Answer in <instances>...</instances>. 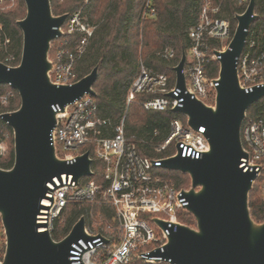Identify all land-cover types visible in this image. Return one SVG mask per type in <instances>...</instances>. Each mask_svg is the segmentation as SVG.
I'll list each match as a JSON object with an SVG mask.
<instances>
[{
  "label": "water",
  "instance_id": "95a60500",
  "mask_svg": "<svg viewBox=\"0 0 264 264\" xmlns=\"http://www.w3.org/2000/svg\"><path fill=\"white\" fill-rule=\"evenodd\" d=\"M24 1L26 14L17 20L23 34L20 61L8 65L0 60V83L9 84L20 96L16 109L0 114L13 130L15 152L10 168L0 166V217L7 240L3 264H72V242L89 238L84 215L65 237L56 240L48 229H38L46 225L38 221V214L46 206L42 199L54 176L66 172L79 179L92 173L88 149L73 161L57 156L52 140L57 121L53 105L64 109L85 93L95 95L93 84L99 65L72 83H54L49 76L52 60L48 54L51 42L63 35L68 13L54 14L50 0ZM255 5L256 0H249L244 10L236 13L237 25L228 46L216 50L220 71L215 106L185 92V49L174 66L176 85L185 99L172 110L187 114L189 124L196 129L204 125L210 144L200 157L182 155L178 148L177 154L161 159L163 167L186 172L191 180L185 191L186 207L196 224L180 223L161 252L176 264H264V220L254 219L249 206L257 170L241 165L248 155L241 125L249 106L264 95V84L246 91L239 83L237 68L248 29L258 15ZM155 220L167 225L164 220Z\"/></svg>",
  "mask_w": 264,
  "mask_h": 264
},
{
  "label": "built area",
  "instance_id": "2783aa9c",
  "mask_svg": "<svg viewBox=\"0 0 264 264\" xmlns=\"http://www.w3.org/2000/svg\"><path fill=\"white\" fill-rule=\"evenodd\" d=\"M11 1L0 0V10ZM235 1L245 6L249 2ZM221 9L222 1L202 0L197 20L188 30L190 44L183 68L185 92L212 106L216 104L220 71V54L216 50L225 49L234 33L230 18L219 14ZM155 15L152 0H147L143 17ZM66 23L68 33L80 31L84 35L74 50L58 46L54 58H50L52 67L49 76L56 84L79 79L75 64L86 50L95 28V24L85 19L81 9L68 14ZM64 24L63 34L66 32ZM252 34L250 26L244 49L237 58L239 83L246 91L264 84V39L258 41ZM9 40L0 21V45L6 46ZM156 54L170 59L175 56V50L166 46ZM12 59L14 55L7 52L5 61H2L13 65L8 63ZM214 60L219 63V70L216 75H210V62ZM169 91L173 94H168ZM139 93L148 94L142 100V105L148 110L172 109L174 105H182L185 99L181 88L176 85V73L171 83L168 73L150 67L140 59L138 73L126 96L125 112L112 133H108L110 122L99 115L97 102L90 93L66 104L64 109L58 104L53 105L57 121L52 130V140L57 156L73 161L88 149L92 157L91 174L76 179L73 173L63 172L48 182L50 189L42 199L46 206L38 214V221L46 223L38 229H48L53 236L55 220L61 217L69 203L88 205L82 215L85 217L84 230L89 238L80 237L72 242L69 256L72 264H176L161 252L165 250L169 234L177 230L180 223L188 224L184 220V212L188 211L185 191L191 183L188 186L178 185L175 180L166 177L160 171V168H165L161 159L177 154L178 148L182 149V155L200 157L210 144L205 135L206 127H192L188 115L180 112L184 118L174 116L170 120V132L157 147L161 150L174 143L173 153L153 157L140 152L125 133L127 106ZM7 97L8 94L0 95L2 101H6ZM241 136L248 153L242 158L241 165H245V169L255 167L257 170L252 187L255 183L259 185L264 200V115H251L246 111ZM88 145L101 160V181L93 177V155ZM6 149L4 136L0 134V157ZM155 218L166 221L167 225L163 226ZM69 231L61 238H53L60 240ZM6 241L0 217V264L4 261Z\"/></svg>",
  "mask_w": 264,
  "mask_h": 264
},
{
  "label": "trees",
  "instance_id": "16d2710c",
  "mask_svg": "<svg viewBox=\"0 0 264 264\" xmlns=\"http://www.w3.org/2000/svg\"><path fill=\"white\" fill-rule=\"evenodd\" d=\"M222 1L220 15L228 16L232 24V33L236 25V13L242 12L245 6L238 5L235 0ZM54 14L78 10L84 0H50ZM147 0H88L84 4V12L91 23L95 24L93 34L90 36L86 50L77 59L75 67L78 77L88 73L95 65L98 66V76L93 84L96 90L94 98L98 105V113L107 119L108 133L120 122L126 109V96L130 85L136 77L140 59L145 63L165 71L174 82V66L179 61L182 51L188 48L190 39L189 27L197 20L202 0H152L156 8L155 16L143 17ZM255 11L257 17L251 24L252 35L258 41L264 32V0H256ZM26 14L24 0H19L16 8L0 10V21L5 34L9 37L6 46L0 45V60L5 61L7 52L14 55L10 62L19 63L23 45V34L17 20ZM65 27V24H64ZM84 33L77 31L65 32L52 41L50 52H55L58 46L74 50ZM166 46L175 50V56L170 59L159 57L156 52ZM255 51V50H254ZM257 51V48H256ZM210 75H216L219 63L211 61ZM8 94L7 100L0 98V114L4 111L16 109L20 105L18 91L9 84L0 83V95ZM146 93H139L127 106L125 118V133L133 140L143 154L159 157L167 156L175 150L172 143L164 149H157L158 145L170 132V120L174 116L184 118L180 112L171 108L166 110H148L142 105ZM251 115H264V96L252 103L247 109ZM0 134L7 137L9 147L0 157V166L10 168L14 163V134L12 128L0 118ZM93 155L95 177L102 180V163L87 146ZM166 177L172 178L178 185L188 186L191 182L186 172L173 169ZM249 206L254 219L264 220V200L259 185L255 183L249 191ZM87 204L72 202L67 205L60 218L55 220L54 238H61L72 225L85 213ZM184 220L193 224L195 219L191 212H184Z\"/></svg>",
  "mask_w": 264,
  "mask_h": 264
},
{
  "label": "rangeland",
  "instance_id": "374dc122",
  "mask_svg": "<svg viewBox=\"0 0 264 264\" xmlns=\"http://www.w3.org/2000/svg\"><path fill=\"white\" fill-rule=\"evenodd\" d=\"M9 1V0H8ZM61 1H64V0H61ZM88 0H84V4L87 2ZM12 3L11 4H9V5H7V6H5V8L3 9V10H8V9H11V8H16L17 6H18V3H19V0H12L11 1ZM237 3V2H236ZM84 4H82L78 9H81L82 10V12H83V14H84V17H85V19H87L89 22H91L90 20H89V18H88V16H87V14L84 12V9H83V7H84ZM238 4V3H237ZM26 5V4H25ZM239 5V4H238ZM242 6H245V5H242ZM247 6V5H246ZM246 6H245V8H246ZM231 20V19H230ZM232 24H233V22L231 21V27H232ZM236 25H237V19H236ZM236 25H235V27H236ZM67 28H68V24L66 23L65 24V27L63 26V29L67 32ZM261 38H260V41L261 40H263L264 39V32L261 34V36H260ZM58 38V37H57ZM51 48H52V42H51V47H50V50H51ZM50 50H49V58H54V56H55V53H56V51L55 52H50ZM4 136V135H3ZM4 140H5V143H6V146H7V148L9 147V141H8V139H7V137L6 136H4ZM171 170H173V169H168V168H160V171L164 174V175H166V174H168V172H170ZM191 183V182H190ZM190 185V184H189ZM194 217V216H193ZM258 221V220H257ZM195 222L193 223V224H191L192 226H195Z\"/></svg>",
  "mask_w": 264,
  "mask_h": 264
}]
</instances>
